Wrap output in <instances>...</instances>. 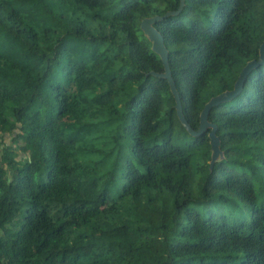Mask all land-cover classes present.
Segmentation results:
<instances>
[{
	"label": "trees",
	"instance_id": "16d2710c",
	"mask_svg": "<svg viewBox=\"0 0 264 264\" xmlns=\"http://www.w3.org/2000/svg\"><path fill=\"white\" fill-rule=\"evenodd\" d=\"M179 3L0 0V264H264V64L209 111L210 166L211 128L182 125L140 27ZM152 25L198 130L258 58L264 0H184Z\"/></svg>",
	"mask_w": 264,
	"mask_h": 264
},
{
	"label": "water",
	"instance_id": "95a60500",
	"mask_svg": "<svg viewBox=\"0 0 264 264\" xmlns=\"http://www.w3.org/2000/svg\"><path fill=\"white\" fill-rule=\"evenodd\" d=\"M184 5V0H180L179 7L175 11H169L164 16H153L144 18L141 23L140 27L143 31V33L148 37V39L152 43V50L156 52L163 63L164 71L162 73H154V75L163 77L167 79L168 84L170 86V90L172 92V95L175 100V110L178 119L182 123V125L185 127L187 132L191 135H200L202 134L207 128H211V131L209 132V138H210V145H211V160H210V166L213 165L214 161L222 156V152L219 148V138L216 136V125L208 121V114L209 111L213 106L218 105L219 103L231 100L233 97L238 95L243 87V83L247 77V75L253 70L254 68L263 65L264 64V40L259 46V55L257 59H251L247 61V63L243 66L241 69L237 80L234 83V86L231 90H226L212 98L204 105L202 111L200 112V118H199V127L198 130H194L186 121L185 116L182 111V104L181 100L179 98V93L177 91L175 82L173 80V77L171 75L170 67L168 64V52L164 45V39L161 33L153 27V23L157 20L162 19L165 16H169L172 14H178Z\"/></svg>",
	"mask_w": 264,
	"mask_h": 264
},
{
	"label": "rangeland",
	"instance_id": "374dc122",
	"mask_svg": "<svg viewBox=\"0 0 264 264\" xmlns=\"http://www.w3.org/2000/svg\"><path fill=\"white\" fill-rule=\"evenodd\" d=\"M264 145V142H258V143H253L252 146H255L256 149L259 147H262ZM251 157V156H250ZM242 159L243 157H239ZM253 183H254V188L256 191H260L261 188L264 187V176L262 171H257L255 175H253Z\"/></svg>",
	"mask_w": 264,
	"mask_h": 264
}]
</instances>
